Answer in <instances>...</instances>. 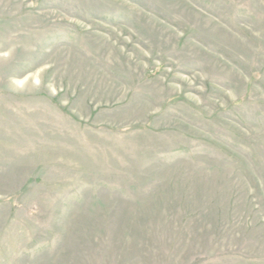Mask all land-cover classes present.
I'll use <instances>...</instances> for the list:
<instances>
[{
	"label": "rangeland",
	"instance_id": "1",
	"mask_svg": "<svg viewBox=\"0 0 264 264\" xmlns=\"http://www.w3.org/2000/svg\"><path fill=\"white\" fill-rule=\"evenodd\" d=\"M0 264H264V0H0Z\"/></svg>",
	"mask_w": 264,
	"mask_h": 264
}]
</instances>
